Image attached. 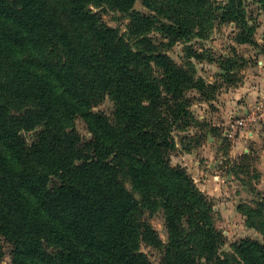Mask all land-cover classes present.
Segmentation results:
<instances>
[{"label": "trees", "instance_id": "1", "mask_svg": "<svg viewBox=\"0 0 264 264\" xmlns=\"http://www.w3.org/2000/svg\"><path fill=\"white\" fill-rule=\"evenodd\" d=\"M137 1L0 0V234L11 264H153L143 242L163 250L161 264H264L254 240L219 252L209 203L171 164L174 132L191 126L186 93L201 82L168 55L215 22L256 44L250 3L264 0H141L145 14ZM103 5L129 13L128 33L91 9ZM107 98L113 117L94 110ZM260 207L249 217L264 235ZM159 211L167 245L150 222Z\"/></svg>", "mask_w": 264, "mask_h": 264}, {"label": "rangeland", "instance_id": "2", "mask_svg": "<svg viewBox=\"0 0 264 264\" xmlns=\"http://www.w3.org/2000/svg\"><path fill=\"white\" fill-rule=\"evenodd\" d=\"M250 4L249 22L255 29L252 38L256 44L240 42L241 31L236 24L215 22L207 39L193 37L168 52L201 82V90L186 93L191 100V126L174 132L177 149L171 164L191 175L209 203L213 225L225 241L219 249L223 254L233 253L234 246L245 240L264 244V235L251 226L254 220L249 217L253 211H262L260 205L264 204V9L254 1ZM91 9L106 25L128 33L129 13L113 11L106 5ZM134 11L145 14L149 10L138 0ZM195 53L202 58L193 57ZM114 108L107 98L94 110L113 117ZM76 128L83 139L91 138L82 119ZM26 136L33 141L36 135ZM160 211L150 222L167 245L169 234ZM0 249L5 252L2 264H11V246L1 234ZM141 250L153 264H161L163 250L145 242Z\"/></svg>", "mask_w": 264, "mask_h": 264}]
</instances>
